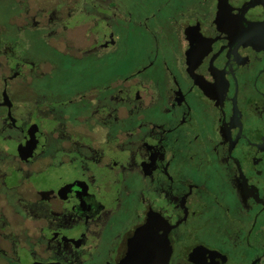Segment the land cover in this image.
I'll use <instances>...</instances> for the list:
<instances>
[{
  "label": "flooded vegetation",
  "instance_id": "1",
  "mask_svg": "<svg viewBox=\"0 0 264 264\" xmlns=\"http://www.w3.org/2000/svg\"><path fill=\"white\" fill-rule=\"evenodd\" d=\"M0 11V264H264V0Z\"/></svg>",
  "mask_w": 264,
  "mask_h": 264
},
{
  "label": "rangeland",
  "instance_id": "2",
  "mask_svg": "<svg viewBox=\"0 0 264 264\" xmlns=\"http://www.w3.org/2000/svg\"><path fill=\"white\" fill-rule=\"evenodd\" d=\"M9 16H10V15L7 14V13H5V11H3V12L0 11V24L3 25V26L7 25V19H8ZM35 47H37L35 50L38 51V46L35 45ZM34 57H36V56H34ZM52 59H53V58H52ZM13 64H14L15 66H17V68H15L14 65L11 66L10 68L13 69V70H19V72H21V67H22V65H21L19 62H17V61L14 62ZM0 113H1V112H0Z\"/></svg>",
  "mask_w": 264,
  "mask_h": 264
},
{
  "label": "snow or ice",
  "instance_id": "3",
  "mask_svg": "<svg viewBox=\"0 0 264 264\" xmlns=\"http://www.w3.org/2000/svg\"><path fill=\"white\" fill-rule=\"evenodd\" d=\"M189 259L191 260V264H200L196 252H193Z\"/></svg>",
  "mask_w": 264,
  "mask_h": 264
}]
</instances>
